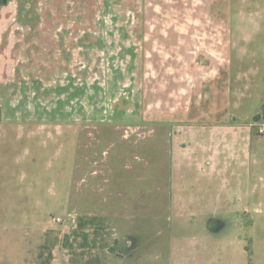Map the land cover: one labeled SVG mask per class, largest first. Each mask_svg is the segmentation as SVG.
I'll return each instance as SVG.
<instances>
[{"label":"rangeland","instance_id":"rangeland-1","mask_svg":"<svg viewBox=\"0 0 264 264\" xmlns=\"http://www.w3.org/2000/svg\"><path fill=\"white\" fill-rule=\"evenodd\" d=\"M261 10L2 2L0 264H264V223L239 191L245 131L264 138ZM214 67L229 75L225 123L160 111V91L181 108L186 87L167 88Z\"/></svg>","mask_w":264,"mask_h":264},{"label":"crops","instance_id":"crops-1","mask_svg":"<svg viewBox=\"0 0 264 264\" xmlns=\"http://www.w3.org/2000/svg\"><path fill=\"white\" fill-rule=\"evenodd\" d=\"M261 2L263 10H261L262 15L260 17L264 18V0H261ZM255 14L259 16L257 10H255ZM261 33H264V29H262ZM223 65L225 66V64ZM225 71V68L221 69L219 67H214L211 76L208 74L205 76L196 75L191 85H184L183 80H175L174 84L167 89L171 90L173 87L177 90L176 92H178L179 88L183 89L184 86L186 87L185 92L181 90L182 95H185L181 97V108H179L178 105H175V108L168 107L164 98L167 99L170 95L168 93H163L161 95L162 92L159 90V98H162V105L160 106L162 109H160V111L163 110L162 113L167 115L170 113L168 109L171 111L174 110L175 122H187L191 123L193 126H196V123H200L199 120L201 118H205L207 121L212 118L211 120L217 121L218 125L225 123L230 118L228 112L230 81L229 75H226ZM162 113L160 112V118ZM205 120L203 122H205ZM161 122L165 123L167 119L160 121V123ZM246 130L250 129L246 127ZM245 132L244 155L242 157L243 159L240 160V164L243 168L239 175V191L242 195L240 204L245 208V211L249 210L248 207L253 209L256 223L263 224L264 217L262 216L263 213L261 208L264 207V171H258V168L264 167V138L262 140L253 139L252 133L248 132L247 134V131ZM5 175L6 177H11V173L8 176L7 172L3 173L1 176ZM7 209L8 207L6 208V205H2V192L0 190V224L1 218L4 216V213L1 211ZM257 213L259 215L258 217L255 215ZM262 257H264V255H262Z\"/></svg>","mask_w":264,"mask_h":264},{"label":"water","instance_id":"water-1","mask_svg":"<svg viewBox=\"0 0 264 264\" xmlns=\"http://www.w3.org/2000/svg\"><path fill=\"white\" fill-rule=\"evenodd\" d=\"M8 0H2L4 4L7 3ZM0 118H1V111H0ZM119 250L121 253L125 254L126 253V246H125V241H120L119 242Z\"/></svg>","mask_w":264,"mask_h":264},{"label":"trees","instance_id":"trees-1","mask_svg":"<svg viewBox=\"0 0 264 264\" xmlns=\"http://www.w3.org/2000/svg\"><path fill=\"white\" fill-rule=\"evenodd\" d=\"M1 4H2V2L0 1V5H1ZM262 118L264 119V110H263V113H262L261 115H257V116H255L254 119H255L256 121H258V120H260V119H262Z\"/></svg>","mask_w":264,"mask_h":264},{"label":"built area","instance_id":"built-area-1","mask_svg":"<svg viewBox=\"0 0 264 264\" xmlns=\"http://www.w3.org/2000/svg\"><path fill=\"white\" fill-rule=\"evenodd\" d=\"M264 131L263 130H261V133H263Z\"/></svg>","mask_w":264,"mask_h":264}]
</instances>
